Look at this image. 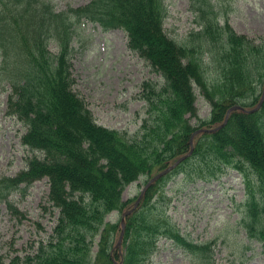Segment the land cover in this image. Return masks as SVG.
I'll return each instance as SVG.
<instances>
[{
	"label": "trees",
	"instance_id": "trees-1",
	"mask_svg": "<svg viewBox=\"0 0 264 264\" xmlns=\"http://www.w3.org/2000/svg\"><path fill=\"white\" fill-rule=\"evenodd\" d=\"M209 2L197 7L199 29L177 41L164 28V0H89L63 11L52 0H0V85L8 87L6 112L23 123L21 142L33 151L24 169L0 177V202L47 177V200L58 209L45 243L0 257V264H147L161 238L199 264H217L215 240L194 242L167 213L165 186L179 174L213 180L230 169L244 184L238 224L264 252V96L253 111L232 110L220 128L194 136L191 154L152 181L125 217L120 246L121 219L105 221L138 197L122 199L128 184L147 181L189 151L195 130L221 124L233 105L252 109L261 99L264 35L239 34L227 18L220 23ZM80 21L122 29L127 47L162 78L142 83L146 116L134 134L96 123L74 91L72 41ZM194 86L211 105L207 119L196 113Z\"/></svg>",
	"mask_w": 264,
	"mask_h": 264
},
{
	"label": "rangeland",
	"instance_id": "rangeland-1",
	"mask_svg": "<svg viewBox=\"0 0 264 264\" xmlns=\"http://www.w3.org/2000/svg\"><path fill=\"white\" fill-rule=\"evenodd\" d=\"M88 1L52 0L57 11ZM164 2V28L169 37L182 41L199 29L197 7L201 0ZM209 3L218 12L219 22L227 18L237 33L251 38L264 35V0H210ZM49 47L56 50L53 43ZM72 48L73 88L85 100L95 122L134 134L146 116L142 83L162 82L159 73L127 47V35L122 29L103 30L97 23L80 22ZM206 68L211 71V66ZM194 92L196 113L199 118L207 119L211 105L198 87L194 86ZM7 96L8 87L1 84L0 177L16 175L25 168L26 159L33 153L21 142L25 126L6 112ZM186 117L192 125L197 123L196 117L189 114ZM146 178L140 176L128 184L122 191V199L136 197ZM183 178L181 174L174 176L165 186L167 196L172 197L167 213L181 232L194 242L215 240L217 264H264L259 244L249 241L238 224L242 210L239 204L243 198L241 174L231 169L219 180L210 182ZM21 187L9 194V202H0V257L5 260L33 252L41 241L45 243L58 215V209L47 200V177ZM120 218L121 213L113 211L105 221L116 222ZM92 249L95 253L96 243ZM147 264H199V261L171 240L161 238Z\"/></svg>",
	"mask_w": 264,
	"mask_h": 264
},
{
	"label": "water",
	"instance_id": "water-1",
	"mask_svg": "<svg viewBox=\"0 0 264 264\" xmlns=\"http://www.w3.org/2000/svg\"><path fill=\"white\" fill-rule=\"evenodd\" d=\"M260 103H261V101L259 102L258 106L260 105ZM237 108L241 109L242 107H240V106H238V105L232 106V107L228 110V113H229L232 109H237ZM228 113H227V114H228ZM226 119H227V117L225 118L223 124L226 122ZM220 126H221V125H220ZM220 126H218V127H220ZM204 130H213V129H204ZM199 131H201V130H197L195 133H197V132H199ZM195 133H194V134H195ZM194 134H193V135H194ZM191 142H192V141H191ZM183 158H184V156L180 157V158H179L178 160H176L172 165L168 166L166 169H164L163 171H161V172L157 173L155 176H153V177L151 178V180L146 184L145 187H147L152 181H154L155 179H157L158 177H160L161 175H163L164 173H166L167 171H169L170 169H172V168H173L175 165H177V164H178ZM138 202H139V198L136 200V202L134 203L133 207H132L131 209L127 210V211L123 214V218H122V221H121V222H122V227H124V217H125L127 214H129V213H131V212L133 211V209L137 206ZM121 236H122V231H121V234H120V239H121Z\"/></svg>",
	"mask_w": 264,
	"mask_h": 264
}]
</instances>
